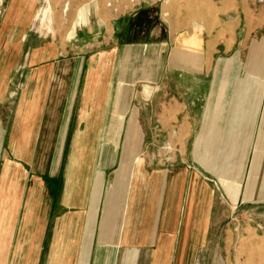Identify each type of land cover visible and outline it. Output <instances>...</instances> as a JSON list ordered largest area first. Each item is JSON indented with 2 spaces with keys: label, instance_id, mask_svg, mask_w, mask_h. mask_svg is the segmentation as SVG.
I'll list each match as a JSON object with an SVG mask.
<instances>
[{
  "label": "crops",
  "instance_id": "obj_1",
  "mask_svg": "<svg viewBox=\"0 0 264 264\" xmlns=\"http://www.w3.org/2000/svg\"><path fill=\"white\" fill-rule=\"evenodd\" d=\"M33 3L0 17V264H193L227 209H264V0L115 8L105 55L34 32Z\"/></svg>",
  "mask_w": 264,
  "mask_h": 264
},
{
  "label": "rangeland",
  "instance_id": "obj_2",
  "mask_svg": "<svg viewBox=\"0 0 264 264\" xmlns=\"http://www.w3.org/2000/svg\"><path fill=\"white\" fill-rule=\"evenodd\" d=\"M9 1L0 0V17L7 9ZM32 2H34L33 15L35 17V21L32 23L34 32L48 35L56 41L59 37L69 41L75 37L82 39L81 33L91 34L90 38L94 39L95 42L90 43L88 49L91 53L99 52V54L105 55V34L102 33L104 31L102 28L106 25L108 13L110 14L115 8L117 12L127 11L132 8L136 9L138 8L139 0H32ZM94 3L96 7L94 11L95 16L87 19L88 16L84 14L85 10L83 8L88 9ZM100 23L103 25L102 30H99V26L97 27ZM97 38L98 41H96ZM105 73H107L106 70L103 74ZM192 87L193 85H190L189 88L192 90ZM20 90L21 84H18L17 91ZM145 90L148 96L154 91V88H145ZM171 90L176 92L175 87ZM167 98L154 102V99L149 95L148 100L145 101L147 103L146 106L160 109L164 102L169 103ZM10 113L11 106L9 100H5V98L0 99V126L4 130H7L9 126ZM142 118L145 119L147 125H159L158 118L153 116V113L149 111H146ZM159 130L158 128L155 133L147 132V140L160 139L161 137L166 139V133H162ZM150 150L151 155L154 152H158L155 148H151ZM85 151V158L81 159L80 163L76 164L77 169L75 168L78 171L77 191L81 194L80 206L82 207L88 203V199L90 198L88 194L90 191L89 179H87V176L91 169V156H89V148H86ZM164 151L162 149V152ZM6 165L8 164L2 162L0 159V176L6 170ZM60 168L64 171L63 164L60 165ZM61 193H63V190H61ZM23 202L24 200L20 201L21 207H23ZM77 208L78 205H76ZM255 208L254 206H241L234 216H231L232 210L227 209L225 221H216L215 226L210 229L209 243H207L204 249L199 251L193 264H264V209L255 212ZM21 213L17 211L15 219L24 218V213ZM68 215L69 212L67 211L64 216Z\"/></svg>",
  "mask_w": 264,
  "mask_h": 264
},
{
  "label": "bare ground",
  "instance_id": "obj_3",
  "mask_svg": "<svg viewBox=\"0 0 264 264\" xmlns=\"http://www.w3.org/2000/svg\"><path fill=\"white\" fill-rule=\"evenodd\" d=\"M91 3H92V2H91ZM90 5H91V4H90ZM90 5H89V6H90ZM87 7H88V5H87ZM83 9H84L85 11H84ZM83 9H82V10L84 11V14L88 16L87 19L93 18V17L95 16V15H94V14H95L94 11H95V9H96V7H95V3L93 4L92 7L90 6V8H88V9H85V8H83ZM82 10H81V11H82ZM82 16H84V15H82ZM82 19H83V18H82ZM88 21H89V20H88ZM89 22H90V21H89Z\"/></svg>",
  "mask_w": 264,
  "mask_h": 264
}]
</instances>
